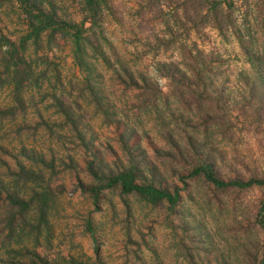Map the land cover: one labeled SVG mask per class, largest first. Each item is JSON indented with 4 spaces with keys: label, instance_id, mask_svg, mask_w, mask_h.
<instances>
[{
    "label": "rangeland",
    "instance_id": "obj_1",
    "mask_svg": "<svg viewBox=\"0 0 264 264\" xmlns=\"http://www.w3.org/2000/svg\"><path fill=\"white\" fill-rule=\"evenodd\" d=\"M178 1L159 0L164 5L159 12L155 0H103L92 27L82 31L85 40L81 44L84 62L81 66L73 59L68 36L54 33L50 37L42 32L35 43L25 42L24 61L34 72L45 74L38 87L27 86L22 94L25 115L13 122H0V158L9 164L16 159L28 166L30 161L25 157L13 158L21 145L33 155L45 156L48 165L44 179L50 184L51 199L41 221L39 243L43 249L39 253L52 264H68L70 260L75 264H252L254 254L264 245V228L256 216L264 186L212 192L205 184L186 178L179 165L171 163L186 182L183 186L176 181L181 197L174 210L150 207L134 197L106 189L99 192L94 203L90 194L83 191L82 187L89 185L86 162L92 158L91 154L111 166L123 165L126 160L123 144H132V154L141 148L149 161L158 166L168 165L155 151L164 147V140L154 111L150 107L136 108L139 103L135 90L124 89L116 81L112 68L121 66L139 73L167 94L170 81L160 65L179 60L180 44L184 51L197 53V61L213 64L208 91L222 90L211 98L212 104L226 110L231 124L225 121L224 133L210 127L206 138L207 145L215 148L219 177L264 178V117L253 114L243 82L236 78L239 69H247V64L234 31L219 33L209 25L200 22L192 25L182 17L175 21L172 11ZM40 3L41 10L53 15V22L82 21L83 27L91 23L80 0H40ZM231 4L232 16L239 22L241 16L249 19L251 46L262 51L256 21L264 19V0H231ZM25 8L16 0H0V36L14 45L28 30ZM52 94L77 108V114L83 118L87 148L75 146V141L67 137L57 142L43 127L28 134L14 133L16 128L33 126L39 116L52 131L64 132L58 110L51 103ZM9 95L7 87L0 88V107L9 103ZM30 96L34 104H30ZM96 101L113 113L110 115L113 122L103 123L106 115L94 113ZM157 107L172 129L176 123L184 131H190L183 126L190 115L175 99H168V107L157 101ZM122 129L126 131L119 139ZM32 168L36 170V166ZM170 177L171 172L164 171L163 180L168 184L174 180ZM30 184L20 187L25 196ZM2 196L0 264H25L15 241L8 246L3 242ZM35 216V212L29 213V222L34 223Z\"/></svg>",
    "mask_w": 264,
    "mask_h": 264
},
{
    "label": "trees",
    "instance_id": "obj_2",
    "mask_svg": "<svg viewBox=\"0 0 264 264\" xmlns=\"http://www.w3.org/2000/svg\"><path fill=\"white\" fill-rule=\"evenodd\" d=\"M16 1L26 6L28 30L20 38L18 45L0 36V88L7 87L10 94L9 103L0 107V122H13L16 117L25 115L26 102L22 94L27 86L38 87L45 74V72H34L33 68L24 61L22 54L25 42L31 40L35 43L42 32H46L50 37L54 33H58L61 37L68 36L71 39L73 59L78 66H81L84 63L81 44L85 40L82 31L92 27L103 0H80L84 15L91 21L88 27H83L82 21L79 23L60 20L53 22V15L40 9V0L37 2L36 0ZM155 3L158 5L156 9L162 12L161 5H164L160 4L159 0H155ZM232 7L231 0H179L172 14L176 16L175 21L182 17L192 25L200 22L215 28L219 33L234 31V39L247 64V69H239L236 78L243 82L247 99H250V107H253V114L258 118L264 117V19L256 21L257 28L260 30L257 36L262 51L254 50L251 46L249 19L246 18L247 16H241L239 22L235 15L232 16ZM67 27L72 30H68ZM178 47L181 49L179 60L161 62L160 65L162 72L170 81L167 94L139 73L121 66L117 69L112 68L116 81L124 89L135 90L139 103L136 108L150 107L154 111L158 119L160 135L164 140V147L155 151L164 161H168V165L159 164L158 166L149 161L141 148H137V154H132V144H123L122 148L126 155L123 165L111 166L96 160L91 154L92 158L86 162L89 185L82 188L90 194L94 203L98 199L99 192L106 189L116 190L120 196L134 197L150 207L174 210L181 197L176 181H181L183 186L186 182L183 181L184 177L176 170V167L170 166L171 163L179 165L180 171L185 173L186 178L205 184L212 192L223 189H245L253 185L264 186V178L223 180L219 177L215 162V148L207 145L206 138L210 127L224 133L225 121L231 124L226 110L216 108L212 104L211 98H216L222 90L212 88L210 92L208 91L210 69L214 67L211 62H199L197 53L195 55L188 50L184 51L182 44ZM86 85L91 92L89 84L86 83ZM50 98L63 122L60 123V128L64 129L63 133L52 131L49 124L40 116L39 121L33 126H25L24 130L21 127L16 128L14 133L18 136L20 132L27 131L28 134L30 130L34 132L37 127H43L57 142L67 137V140L75 141V146L87 148L83 133V118L77 114V108L54 94ZM169 98L175 99L190 115L183 123V126L190 131H184V127L179 128L176 123L172 129L169 126L170 123L165 121L164 116L159 113L157 101H160L164 107H168ZM28 99L30 104H34L32 96ZM94 113L106 115L102 118L103 123L108 124L114 121L112 117L110 118L113 113L107 112L97 101L94 102ZM36 115H38L37 111ZM57 127H59L58 124ZM125 131V129L120 131L119 139L123 138ZM64 134L66 135L63 136ZM24 149L26 148L21 145L18 154L13 155V158L19 155L25 157L27 161H30L28 166H24L16 159L9 164L10 162L6 159L0 158L3 242L8 246L9 242L14 240L25 264H52L49 258L40 254L43 246L39 243L41 221L51 199L50 184L44 179L48 163L44 162V154L33 155L31 151ZM2 153L5 154V152ZM49 159L53 164L51 157ZM32 166H36V170ZM49 168L52 169L51 166ZM164 171L171 172L170 178H174L169 184L163 180ZM38 181L43 184H38ZM28 183H31L28 185L29 194L25 196L20 187ZM34 212L37 218L34 223L31 221L30 223L29 213ZM256 216L259 217L257 221L260 227L264 228V197L259 203ZM68 264L75 263L70 260ZM252 264H264V245L254 254Z\"/></svg>",
    "mask_w": 264,
    "mask_h": 264
}]
</instances>
